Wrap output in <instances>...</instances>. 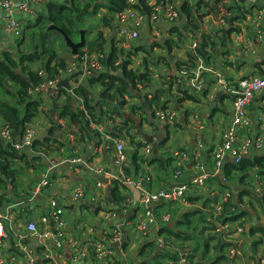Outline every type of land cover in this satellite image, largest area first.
<instances>
[{"label":"crops","instance_id":"obj_1","mask_svg":"<svg viewBox=\"0 0 264 264\" xmlns=\"http://www.w3.org/2000/svg\"><path fill=\"white\" fill-rule=\"evenodd\" d=\"M51 1L64 4V0ZM185 1L193 6L195 30L185 29L184 24L188 17L180 11L183 4L181 0H176L180 12L179 20L175 23H169L163 18L156 22L150 21L149 14L134 7L137 0L132 4L133 10L143 17L137 29L134 27V19L129 18L122 22L118 13H111L106 6L101 7L90 19L94 23L89 21L85 30L87 37L91 38L100 31L106 41L102 51L103 61L111 54V61L118 67L127 59L126 55L132 52L127 68L140 73L141 77L146 70L150 73V83L147 86L139 91L132 90V98L127 100L128 105L123 108L121 117L112 116L113 120L105 125H93L94 133L76 134V129L71 124L57 119V107L67 102L69 106L79 108L81 101L76 97L67 98L65 93L57 97L52 94L57 92V84L66 78L70 89L60 88L73 94L72 89L83 78L87 61L95 53L85 49L82 60L77 64L75 60L78 54L73 55L68 47L58 50L56 45L58 55L69 63L67 72L54 87L43 88V93L39 95L42 105L29 123V128L32 131V140L39 141L49 137V130L57 122L61 123V130L68 133H58L64 137L58 139L64 143V147L58 151L49 150L43 153L41 149L39 152L31 150L32 144L22 146L18 149V154L23 153L26 160L9 163L8 169L15 171L13 174L9 173L12 180L2 176L5 189L0 187V215L5 219L2 218L3 230L0 233V264H28L29 260H33L34 264H113L115 261L119 264H137L142 260L151 261L158 246L162 245V237L158 235L162 227L175 232L184 213L202 209L204 197L209 198L222 190L228 195L231 194L236 204L238 195L243 193L242 200L246 208L239 205L237 211H248L250 218L244 217L234 222V229L240 227L243 230H233L226 237L236 246V260L233 261L228 249H224L226 260H220L216 264H260L264 254V238L259 233L251 236L249 230L253 226L264 228V213L259 210L255 201L252 202L253 207L250 206L251 197L248 191L260 196L264 194V175H259L253 169L242 179L243 173L231 172L229 177H232V181L226 182L223 172V179L218 178L220 183L226 182L228 189L221 188L216 181H205L217 176L227 164L237 163L226 152L220 167L215 166V155L222 149L224 135L231 126L234 127L233 147L240 146L246 139L262 143L261 148L252 146L248 152L241 154L242 158L264 156V90L252 97L245 125H233V96L229 91L242 78L264 77V0H256L254 4L245 0L240 6L245 8V18H234L235 20L232 17L238 13L232 14V11L222 9L229 0H208L211 6H216V11L209 14H205L208 7H204V4L196 7L197 0ZM3 2L9 3L10 8L7 10L0 5V61H5V57L9 56L14 62H18L17 38L21 37L25 28L36 23L37 13L44 10L45 5H35L31 0H0V4ZM144 2L150 10L155 3H159L157 0ZM102 19H106L108 24H104ZM30 20L33 24H30ZM12 22L16 23V29L11 26ZM121 26L138 30L137 39L120 37L118 30ZM222 31L224 37L226 35L225 43L218 41L214 46L206 47L209 53L207 62L200 56L197 58L196 49L200 47L202 34L209 36L211 40H217ZM193 43L196 44L195 49L192 48ZM200 60L210 72L203 73L201 86L194 91L189 88V79L182 72L187 71L190 74ZM36 69L37 64L32 66V70ZM101 71H104V66ZM218 79L223 81L226 88ZM45 89L51 91L45 92ZM184 89L193 92L195 99L185 100L178 105L171 100V95L181 97ZM101 92V85L92 86L93 98L96 99ZM154 94L161 95L162 101L164 96L165 101H171L166 110L173 111L175 116L167 129L164 122L156 116L158 109L154 105H148L144 98V95L150 97ZM35 95L33 94L34 97ZM123 114L136 119L139 126L136 127L135 121L129 118L125 119ZM5 124V120L0 117V128ZM160 132L165 141L163 139L158 156L155 157L152 154V142L157 140ZM145 137L152 142H148ZM119 142L123 144L126 165L130 163L132 154L139 151L138 154L148 160L158 159L163 164L167 162V166L144 163L138 176L134 178L132 174L129 177L135 182L131 189L123 183L127 177L115 163L116 145ZM0 143L3 147L6 142L0 138ZM146 145L150 146L148 154L144 153ZM177 169L182 172L178 179L174 177ZM203 175L207 176L203 184L191 191L187 190L184 198L172 201L166 207L153 203L151 212L155 221L144 230L137 229L138 221L145 216L140 203L142 195L169 190L179 185L182 180L190 183ZM43 178L48 179V185L39 193H34L36 184ZM114 181L118 184V194L122 198L117 204L111 198ZM137 183H140V187ZM76 190H81L82 195H75ZM190 195L201 197L200 200L188 204L187 197ZM52 208L61 211L58 217L64 223L63 236L57 240L52 235L44 237L46 232L53 229L50 217ZM161 216L167 218L162 220ZM29 224H34L35 232L28 230ZM215 232H203L198 235L196 242L203 244V240ZM108 235L109 239L106 238ZM154 240L156 246L151 257L138 256L139 250L147 242ZM258 240L261 242L253 247L252 242ZM92 241H99L112 250L110 260H103L96 255ZM119 242L117 250L110 247V244ZM194 243L189 241L184 245L194 246ZM209 244L210 250L206 259L210 260L207 264L216 256L213 250L216 243L210 240ZM200 251L201 247L198 252ZM200 257L198 254V260Z\"/></svg>","mask_w":264,"mask_h":264},{"label":"trees","instance_id":"obj_2","mask_svg":"<svg viewBox=\"0 0 264 264\" xmlns=\"http://www.w3.org/2000/svg\"><path fill=\"white\" fill-rule=\"evenodd\" d=\"M157 1L160 2L161 0ZM170 1L176 3V0ZM182 2L183 4L180 11L188 17L187 23L184 24L185 29L195 30L196 22L194 21L195 18L192 17L193 6L187 1ZM196 2L197 8L202 4H204V7H208L205 14L216 11V6H211L208 0L207 2L206 0H197ZM243 2H245V0H229V3H225L222 9H228L232 11V14L238 13L232 17V20H235L234 18L244 19L245 8L242 9L240 7ZM104 6H106L111 13H119L128 7L127 0H70L69 3L61 5L54 1L47 3L43 7L44 10H39L37 13L36 23L33 26L29 25L21 33V39L18 41V62H14L9 56L5 57V61H0V117L5 120L6 124L11 129L10 141L4 143L3 147L2 143H0V187H3V189H5V183L2 181V176L12 180L13 178L11 176L9 177V173H15L14 170L8 169L9 163L15 160H26V156L23 153L18 154V150L14 148V144L19 143L24 130L29 127V123H31L33 118L38 114L42 105L39 95L43 93L42 90L49 81H59L65 74L67 66L69 65L68 61L58 55L56 50L55 33L59 34L63 40L64 47L67 48L62 35L57 30H50L49 27L53 25L56 29L64 32L70 40L77 42L80 38V31L86 30L90 19ZM134 7L143 13H150V7L145 4L144 0H137V4ZM102 22L108 24L106 19H102ZM193 36L195 37L196 35ZM201 38V44L200 47L196 49V55L202 57L206 62L209 57L206 47L214 46V43L218 41H223L224 43L226 41L224 31H222L221 37L217 40H211L209 36L204 34H202ZM105 44L106 41L100 31L91 38L87 37V34H85V45L77 52L78 60H82L85 49L86 51L94 52V55L99 54L101 55L100 64L104 66V71L95 73L90 77H83L81 82L72 89L73 94L68 93L64 89L57 88L56 95H53L57 97L61 93H65L67 98L76 97V99L81 101L79 108H73L66 102L64 105L55 109L57 119L71 124L76 129V134L82 135L85 132L94 133L95 131L92 128L93 125H105L108 121L113 120L112 116L121 117L123 108L128 105L127 100L132 98V90L139 91L150 83L148 79L150 73L147 70L143 77H141L140 73L138 74V72L127 68L130 63L129 58L132 52L126 55L125 58L127 59L122 61L118 67H115L116 65L114 64L116 63L113 64L111 61V54L103 61L102 51ZM35 64H37V69L34 71L32 70V66ZM17 68L24 78L14 73L13 69ZM39 71H42L43 75H40ZM95 84H99L102 87V92L96 99L92 97V86ZM138 86H141V88H138ZM181 93V97H177L175 94L171 95V100L173 99L174 102L176 101L178 105L185 100L195 99V94L188 89L182 90ZM33 94H36L35 97ZM144 98L148 105H154L158 110H165L167 105L171 102L170 100L165 101V96L162 101L161 95L155 94L150 95V97L144 95ZM164 127L167 129V125ZM58 133L67 134L68 131L61 130V123L57 122L49 130V137H45L42 141L31 140V150L38 152L42 150L43 153L49 150L58 151L59 148L64 147V143L58 140L64 137ZM139 146L140 145H138L137 148H139ZM138 152L139 151L132 154L129 164L126 165L123 162L119 165L127 178L132 174L134 178L138 176L142 171L141 165L144 163H158L162 166H167V162L163 164L158 159L148 160L142 156V154H138ZM253 169H256L259 175H264V156H256L252 159L241 158L237 163L227 164L223 168L224 178L226 182H231L232 177H229V174L231 172H241L244 175L242 177L243 179L247 177L248 172ZM176 171L181 172L180 169ZM208 181H216L221 188H229L226 182L223 181L224 184L222 182L220 183L218 176H213L205 182ZM179 183L183 184L186 183V181L182 180ZM186 185L190 191L197 188L191 183H186ZM204 185L210 186L207 184ZM117 188L118 184L114 181L111 188V198L116 204L122 201V198L119 197ZM222 191L210 195L209 198L204 197V199L202 197V199H204L202 201L203 208L196 212L187 211L184 213L182 220L177 224L178 229L175 232L163 226L158 234L162 237V245L158 246L157 252L152 260H142L137 264H177L184 255V252H187L185 257L187 263L185 264H207L210 260L206 259L210 250V240L216 243L213 247L216 256L210 264H216L220 260H226L223 250L230 249V247L233 246L226 237L233 230L221 232V234L215 232V234L209 235L207 239L203 240V244L201 245L196 242V239H199L198 235L208 230L212 232L216 229V224H233L234 222L242 220L244 217L250 218L248 211H237L239 205H242V208H246L242 200L243 193L238 195L236 204L231 194L226 201L221 202L220 197L226 193ZM248 195L251 197L250 206L253 207L252 202L255 201L259 210L264 213V194L260 196L257 193L253 194L248 191ZM200 197L201 196L195 198L193 195H190L187 197L188 202H186L191 204L200 200ZM157 203H160L158 204L160 207H166V205L171 202H155V204ZM218 205H221L219 214L216 213ZM238 228L241 229L240 227L235 229ZM241 230H243V228ZM249 233L251 236L255 233H259L264 238V228L253 226L250 228ZM106 238L109 239V235ZM189 241H194V246H192V244L184 245ZM259 242L261 241H253L252 246L255 247ZM155 246V240L147 242L139 250L138 256L148 258L154 251ZM199 247H201L200 252H198ZM198 254H200L202 259L200 257L198 260ZM263 256L264 254L261 258ZM113 264H119V262L115 261Z\"/></svg>","mask_w":264,"mask_h":264},{"label":"built area","instance_id":"obj_3","mask_svg":"<svg viewBox=\"0 0 264 264\" xmlns=\"http://www.w3.org/2000/svg\"><path fill=\"white\" fill-rule=\"evenodd\" d=\"M35 5L44 6L50 2V0H31ZM135 0H127L128 7L119 12L118 16L120 20L123 22L129 18L134 19V27L137 29L140 27L143 17L136 14L135 10H133L132 4ZM183 1V0H181ZM185 1V0H184ZM248 3L254 4L256 0H247ZM3 8L9 10L10 5L7 2H3L0 4ZM177 4L174 1L170 0H163L159 3H155L148 15L149 20L152 22H156L158 19L163 18L169 23H175L179 20V11L177 9ZM24 8V7H22ZM254 15V17H256ZM257 25V24H256ZM11 26L16 29V23L12 22ZM136 29H129L126 26H121L118 30V34L120 37L128 39V40H135L138 37V30ZM19 34V32H18ZM192 48H196V44H192ZM197 56V55H196ZM101 55H93L92 59L87 61L86 66L83 70V77H90L93 76L95 73H99L102 69V65L100 64ZM197 58H200L197 56ZM67 72V70H66ZM204 72H210L207 67L204 65V62L200 60L195 67L194 70L187 73V71H183L182 73L184 76H187L189 79L188 85L194 91H197L201 86V79ZM40 75H43L42 71H39ZM189 75V76H188ZM219 77V75H218ZM223 85V81L218 79ZM58 81H49L44 87H54ZM225 87V85H224ZM226 88V87H225ZM39 89V88H38ZM227 90V89H226ZM264 90V77H249V78H242L237 82V85L229 90L230 94L233 96V111H234V119L233 125L239 124H246L247 123V109L248 105L252 99V97L259 93L260 91ZM228 91V90H227ZM228 91V92H229ZM52 95H56L54 92ZM156 116L164 122L165 125L171 124L174 120L175 113L169 109L165 110H158L156 112ZM0 138L3 139L5 142L10 141L11 139V129L10 127L5 124L2 128H0ZM32 140V131L29 127L24 130V133L19 141V143L14 144V148L16 150L20 149L22 146H29ZM234 141V127H229L228 131L224 135L222 149L215 155V166L220 167L222 159L226 152H228L233 157H239L241 154H245L248 152L252 146L256 147L257 149L262 147V143L260 141L252 142L250 139H246L240 146L233 147ZM150 151V146L146 145L144 147V153L148 154ZM126 159V155L123 151V144L122 142L117 143L116 145V154H115V163L117 165H121ZM74 162V161H73ZM181 172H175V178L180 177ZM207 176L203 175L193 179L190 183L194 186L201 185L203 180L206 179ZM132 180L126 178V181L123 180V183H130ZM135 184V182H133ZM189 183V184H190ZM48 185V179L43 178L39 183L36 184V189L34 193H39L44 187ZM137 186L140 187V183H137ZM188 190V186L186 183L177 185L176 187H172L169 190L160 191L158 193H147L142 195V199L140 201L142 209L144 211V217L141 221H138L136 227L138 230H144L148 225L153 224L155 221L152 212H151V205L155 202H167L170 203L172 201H176L178 199L184 198V194ZM264 193V192H263ZM82 195L81 190H76L75 195ZM229 197L227 193H225L220 199L221 202L226 201ZM52 205H54V201L51 200ZM221 205H218L216 208V213H220ZM55 208V207H54ZM52 208V210L54 209ZM60 210H53L52 214H50L51 222L53 223L52 231L46 232L44 237H48L52 235L56 240L60 239L63 236V229L64 223L58 217L60 214ZM2 217L0 215V233H2ZM167 216L163 217L162 220L166 219ZM5 219V218H4ZM28 230L35 232L36 228L34 224L28 225ZM230 230H234L233 224L227 223L224 225L216 224V232H229ZM237 232H241V229H235ZM93 246L95 247L96 255L101 259L110 260L112 257L113 252L108 247H106L103 243L99 241H92ZM229 255L233 261L237 258V251L236 246L233 244L230 249H228ZM187 252H184V255L181 257L180 261L177 264H185L187 263L186 260ZM28 264H34L33 260H29ZM260 264H264V256L260 259Z\"/></svg>","mask_w":264,"mask_h":264},{"label":"water","instance_id":"obj_4","mask_svg":"<svg viewBox=\"0 0 264 264\" xmlns=\"http://www.w3.org/2000/svg\"><path fill=\"white\" fill-rule=\"evenodd\" d=\"M68 2H69L68 0H64V3H68ZM49 29H50V30H57V31L62 35V37H63V39H64V41H65V43H66V46L71 50V52H72L73 55H76L78 49L81 48V47H84V45H85V34H86V31H80V40H79L78 42H73L72 40H70V39L68 38V36H67L64 32H62L61 30L56 29L53 25H51V26L49 27ZM75 61H76L77 64H79V60H78V58H76ZM77 66H78V65H77ZM14 73H16L17 75H21V76L24 78V76L20 73L19 70H14ZM57 87H59V88H60V87H65L66 89L69 90L70 87H69V85H68V78H66V79H64V80H62V81H60V82L57 84ZM44 91H45V92H49V91H51V89H45ZM176 109H178V108H176ZM123 116H124L125 119H126V118H129V119L135 121V123H136V125H137L136 127L139 126L138 121H137L136 119L132 118L130 115H125V114H123ZM160 133H161V134L158 136L157 140L154 141V142H152L148 137H145L146 140H147L148 142H150V143L152 142V154H153V156H155V157L158 156V149H159L160 144L162 143V141H163V139H164V136H163L162 132H160ZM242 157H243V156L234 157V158L232 159V161H234V162H235V161H238V160H239L240 158H242ZM222 175H223V171L221 170V171L217 174V176L222 180V179H223ZM133 182H134V181L132 180L130 183H125V186L130 187L131 189H133V188H134V184H133ZM105 241H107V240L105 239ZM119 244H120V242H119V243H112V244H110V247H112V248H114V249L117 250Z\"/></svg>","mask_w":264,"mask_h":264},{"label":"rangeland","instance_id":"obj_5","mask_svg":"<svg viewBox=\"0 0 264 264\" xmlns=\"http://www.w3.org/2000/svg\"><path fill=\"white\" fill-rule=\"evenodd\" d=\"M91 23H94V20H90ZM32 23V20H30V24ZM33 24V23H32ZM21 37L17 38V40L19 41ZM54 39L56 40V45L58 47V50L65 48L63 45V40L62 38L59 36V34L55 33L54 34ZM121 40V39H120ZM122 41V40H121ZM130 47H133V44L129 45ZM132 51V50H131ZM260 249V248H259ZM259 252H262V250H260ZM264 252V251H263Z\"/></svg>","mask_w":264,"mask_h":264}]
</instances>
